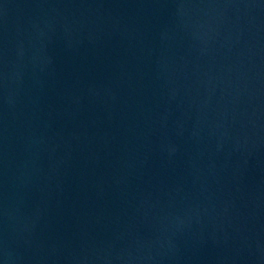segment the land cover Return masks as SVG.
Listing matches in <instances>:
<instances>
[{
  "label": "water",
  "instance_id": "water-1",
  "mask_svg": "<svg viewBox=\"0 0 264 264\" xmlns=\"http://www.w3.org/2000/svg\"><path fill=\"white\" fill-rule=\"evenodd\" d=\"M0 264H264V0H0Z\"/></svg>",
  "mask_w": 264,
  "mask_h": 264
}]
</instances>
